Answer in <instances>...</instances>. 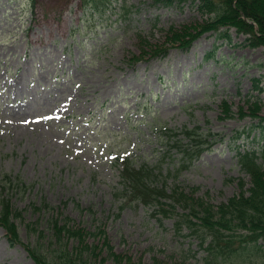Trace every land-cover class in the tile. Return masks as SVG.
Returning a JSON list of instances; mask_svg holds the SVG:
<instances>
[{"label": "rangeland", "instance_id": "obj_1", "mask_svg": "<svg viewBox=\"0 0 264 264\" xmlns=\"http://www.w3.org/2000/svg\"><path fill=\"white\" fill-rule=\"evenodd\" d=\"M209 16L192 0H0V209L4 197L21 213L23 243L51 251L50 212L33 211L46 201L97 234L94 264H264V239L216 262L175 229L181 207L153 215L123 193L127 158L152 170L153 184L198 187L216 204L239 192L240 178L250 186L238 151L264 145V118L237 111L250 98L264 117V46L231 27L152 55L170 27ZM197 126L217 140L189 162L184 129ZM5 174L27 188L5 186ZM103 235L126 258L107 257ZM0 264H36L1 225Z\"/></svg>", "mask_w": 264, "mask_h": 264}, {"label": "trees", "instance_id": "obj_2", "mask_svg": "<svg viewBox=\"0 0 264 264\" xmlns=\"http://www.w3.org/2000/svg\"><path fill=\"white\" fill-rule=\"evenodd\" d=\"M98 0H85L87 4H96ZM160 3L183 2L187 0H154ZM198 2L202 12L210 14L209 18L195 24H184L181 27H170L166 33V40L162 45L152 50V55L162 56L167 54L169 46L178 45L187 48L198 37L208 31H216L219 36L229 35V28L235 27L238 33L249 35V45L264 46V0H192ZM143 45L151 47L148 41ZM143 58V55L136 57ZM135 59V58H134ZM136 60V59H135ZM224 116H233L234 112L227 102H223ZM240 116L252 118H264L259 115L261 108L258 101L247 98L246 105H240ZM193 142V150L188 153L187 160L191 162L202 154L204 150L213 146L212 133L200 131V127L184 129ZM204 134V136H203ZM213 139L209 140V138ZM238 161L243 170L250 175V186L246 187L244 178L239 179V192L231 196L227 201L214 203L209 193L198 195V187L186 191L179 185L170 189L165 185H155L151 182V171L144 166H134L127 158L123 162L121 177L124 183L123 193L125 199L136 200L144 205L155 206L153 215L162 213L170 216L177 207L184 212L177 211L178 218L175 221V229L181 231L184 228L189 234L196 235L205 249L207 255L214 261L225 259L243 251L250 244L259 246L260 239H264V145L260 149L245 148L238 151ZM10 175H3L5 186H27L22 181L13 182ZM57 208V211L55 210ZM173 208V211L172 209ZM48 211L46 225L49 234L48 242L51 251L47 254L38 246L23 243L19 230L14 221L19 211L12 208V204L6 198L1 199L0 225L5 229L6 236L11 245L21 244L28 255L36 264H94L92 258L103 247L89 240L92 235H97L86 226H76L70 216H63L61 206L33 204V211ZM62 215V216H61ZM33 228V226H31ZM103 229L100 230V233ZM40 236L45 231L38 232ZM236 234V235H235ZM105 243L107 257L121 261L126 256L117 253L109 240L102 236ZM72 241V245H70ZM261 246V245H260ZM105 258V257H104ZM127 262L130 258L127 257ZM154 264H156L154 262Z\"/></svg>", "mask_w": 264, "mask_h": 264}]
</instances>
